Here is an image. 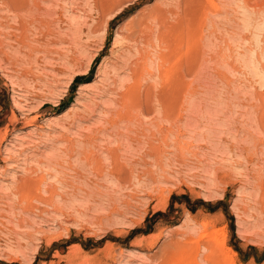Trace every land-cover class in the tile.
Wrapping results in <instances>:
<instances>
[{"label":"rangeland","instance_id":"374dc122","mask_svg":"<svg viewBox=\"0 0 264 264\" xmlns=\"http://www.w3.org/2000/svg\"><path fill=\"white\" fill-rule=\"evenodd\" d=\"M32 1L0 0V264H264V0H40L45 37Z\"/></svg>","mask_w":264,"mask_h":264},{"label":"bare ground","instance_id":"6f19581e","mask_svg":"<svg viewBox=\"0 0 264 264\" xmlns=\"http://www.w3.org/2000/svg\"><path fill=\"white\" fill-rule=\"evenodd\" d=\"M39 1L40 0H33L31 3V5H32V8H33V13L31 12V14H30V12H29V10L27 11V12H29V14H30V16H29V18L27 19V20H20V23L18 24V25H20V27H23V23L24 22H27L28 24H38V25H35V26H37V28H38V26H39V28L38 29H40V31H39V37H45V36H48V35H53L54 36V34H53V31L49 28L50 26H51V24H53V23H57L61 18H60V15H59V10H45L44 12V14H42V13H40L41 12V8H40V3H39ZM9 3V2H8ZM26 3L23 1L22 3H17L16 5H14L13 7L12 6H10V7H12L14 10H16L17 12L18 11H26L27 9L26 8H28V6L26 7V5H25ZM29 5V4H28ZM30 5V6H31ZM29 9V8H28ZM30 9H31V7H30ZM91 10V9H90ZM12 11V10H11ZM31 11V10H30ZM43 16H42V15ZM62 14V13H61ZM20 19V18H19ZM162 21V20H161ZM56 25V24H55ZM25 26V25H24ZM55 27H57V26H55ZM25 27H23L22 29H24ZM42 28L44 29V30H42ZM16 29V28H15ZM19 29V28H18ZM55 29V28H54ZM133 30V29H132ZM55 31V30H54ZM131 32V31H130ZM131 33H133V32H131ZM138 33V32H137ZM38 34V33H37ZM134 35H135V33H134ZM15 36V35H14ZM131 36V35H130ZM160 36V35H159ZM132 37H133V35H132ZM131 38V37H130ZM20 39H22V38H20ZM28 40V39H27ZM17 41V40H16ZM163 41V40H162ZM4 49V48H3ZM31 50H33V49H31ZM166 59V58H165ZM164 64V63H163ZM136 71H137V69H135V67L133 68V69H131V75H132V77H133V79H135V76H136ZM162 71V70H161ZM80 76V75H79ZM79 76H75V77H79ZM131 77V78H132ZM167 78H168V80H167V82H170V76H167ZM127 87V86H126ZM135 88H136V82L132 85H130V86H128L127 87V90H126V92L125 93H120L121 95H120V97H121V99H122V101H121V104H124L126 107H124V108H127V104H125L126 103V101H127V98H128V100H130V104H129V106H128V108L127 109H132V108H136V105H137V100H138V94H139V91H138V93L136 92V94H135V99L133 98L134 96H132V91H134L135 90ZM137 89H139L138 87H137ZM140 90V89H139ZM124 91V90H123ZM122 91V92H123ZM120 99V100H121ZM160 99V98H159ZM145 100V99H144ZM119 101V100H118ZM141 101V100H140ZM119 104V103H118ZM120 104V105H121ZM122 106V105H121ZM120 106V107H121ZM123 108V109H124ZM128 112V111H127ZM118 115H116L117 117V119H121V120H123L124 118H127V113L124 111V113H122V111H121V113H117ZM114 118V117H113ZM128 119V118H127ZM113 120V119H112ZM114 121V120H113ZM119 121V120H118ZM128 121V120H127ZM111 122V121H110ZM122 122V121H121ZM113 154H114V152H113ZM115 157V156H114ZM114 160V159H113ZM114 163V162H113ZM123 171V170H122ZM124 174V173H123ZM22 187H23V185H21ZM25 186V185H24ZM26 188L28 189V190H31V189H33L34 191H36V189H38L37 188V185L33 182V183H29L27 186H26ZM24 189V188H23ZM20 190H21V188H20ZM19 190V191H20ZM30 192V191H29ZM27 195V194H26Z\"/></svg>","mask_w":264,"mask_h":264},{"label":"trees","instance_id":"16d2710c","mask_svg":"<svg viewBox=\"0 0 264 264\" xmlns=\"http://www.w3.org/2000/svg\"><path fill=\"white\" fill-rule=\"evenodd\" d=\"M76 80L78 79V77L75 78Z\"/></svg>","mask_w":264,"mask_h":264}]
</instances>
